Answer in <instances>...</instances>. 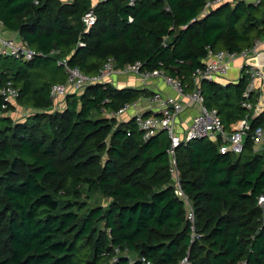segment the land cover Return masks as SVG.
<instances>
[{"label": "trees", "instance_id": "trees-1", "mask_svg": "<svg viewBox=\"0 0 264 264\" xmlns=\"http://www.w3.org/2000/svg\"><path fill=\"white\" fill-rule=\"evenodd\" d=\"M206 1L0 0L3 26L43 53L32 60L0 53V87L15 86L19 103L33 110L15 121L7 114L14 104L3 108L0 97V264H179L185 257L264 264V150L256 152L250 137L240 154L222 153L209 137L176 147L196 215L193 237L188 206L175 192L168 132L145 138L134 117L109 115L152 91L103 81L69 93L62 110L50 98L67 67L94 77L108 59L118 68L140 61L143 70L162 69L191 91L209 49L239 52L264 36V0H225L205 11ZM91 8L97 21L86 31ZM241 75L236 84L203 78L200 89L227 130L247 118L252 133L264 127V112L253 117L255 109L243 106L245 99L255 105L257 93L244 96L249 75L243 68Z\"/></svg>", "mask_w": 264, "mask_h": 264}, {"label": "built area", "instance_id": "built-area-1", "mask_svg": "<svg viewBox=\"0 0 264 264\" xmlns=\"http://www.w3.org/2000/svg\"><path fill=\"white\" fill-rule=\"evenodd\" d=\"M225 0H207L205 3V11L210 8L221 4ZM38 2V1H36ZM136 0H129L130 5H135ZM261 0H255L254 3L258 4ZM130 20H133L130 17ZM83 21L85 23L86 31H89L91 27L97 21V15L91 8L84 15ZM4 27L0 20V28ZM1 32V31H0ZM258 42V41H257ZM256 42V44H257ZM256 49V45L252 48L245 49L239 52H229L227 50L213 51L208 50V54L205 57L204 62L206 66L204 69H197L195 72V87L191 91L187 92L186 87L181 78L175 76H169L162 69L143 70L142 63L137 61L135 64H128L123 67H116L112 59H108L100 70L98 76L85 75L78 67H67V78L65 83H55L50 90V98L53 102V109H61L58 102L64 100L69 93H81L86 89L89 84L97 82H103L111 75H123V74H136L144 80V82L154 78H162L167 85H169L178 96H164L159 92H155L153 99L159 102L158 111L160 114L145 115L138 113L134 119L138 129L144 132V137L149 138L155 135L158 131L165 129L169 137L172 140V146L169 149L171 159V172L172 178L175 181V192L178 197H181L188 206V219L193 224L195 222L196 215L194 213L193 205L191 204L189 197L185 194V191L181 184L179 177V170L176 162V147L182 143H186L193 138H210L214 141L220 140L222 153L231 151L235 154H240L245 148L246 138L250 137L254 147H259L264 143V127L259 126L252 133H249V120L243 119L239 124V128L229 131L224 126L221 117L216 109H210L205 106V100L203 93L200 89V81L203 78H209L214 80L225 76L228 72L231 61L238 59L239 57L244 59L243 69L245 73L249 75V84L244 91V96L249 97L252 92L257 88V80L264 78V68L256 66L250 60V54ZM57 51H52L56 53ZM0 53L8 56H12L15 59L32 60L36 55H43L35 49H32L26 42L22 41L19 35L12 37H2L0 35ZM65 62V61H63ZM19 90L12 84H8L0 87V97L4 99L3 108L9 107L11 104H15L18 101ZM125 104L117 112H113L109 115L121 116L126 114L136 104ZM189 104H197L200 112L195 115L190 123L188 129L181 133L177 128L178 117L184 112ZM243 106L249 110H254V105L245 99ZM259 204L264 211V195L260 197ZM193 230V237L197 236L196 230H194V224L191 227ZM145 261V258H143ZM149 264V262H147ZM179 264H189L188 257L182 259ZM246 264V263H243Z\"/></svg>", "mask_w": 264, "mask_h": 264}, {"label": "crops", "instance_id": "crops-1", "mask_svg": "<svg viewBox=\"0 0 264 264\" xmlns=\"http://www.w3.org/2000/svg\"><path fill=\"white\" fill-rule=\"evenodd\" d=\"M232 4L236 3L238 0H227ZM246 1H255V0H246ZM0 35L2 37H12L17 35V33L9 31L5 27L0 28ZM250 60L256 65L264 68V36L258 39L256 44V49L250 54ZM244 59L239 57L238 59L231 61L228 72L225 76L220 78H215L214 80L218 83L223 84H236L240 81L242 75ZM105 81H109L113 83L116 87H132V88H148L153 93L159 92L164 96H178V94L165 83V81L160 77H154L146 82L139 75L136 74H123V75H111L106 78ZM257 88L255 89V93H257V102L255 106V112L253 117H256L259 113L264 112V78H260L257 80ZM159 102L154 100L153 97H142L137 103L134 105L132 109H130L127 113L118 117L120 121L129 120L135 117L138 113L149 115H156L159 113L158 111ZM200 112L199 106L197 104H189L187 108L184 109V112L178 117L177 128L181 133H184L192 119L195 115ZM238 122L232 125L233 129L239 128Z\"/></svg>", "mask_w": 264, "mask_h": 264}, {"label": "rangeland", "instance_id": "rangeland-1", "mask_svg": "<svg viewBox=\"0 0 264 264\" xmlns=\"http://www.w3.org/2000/svg\"><path fill=\"white\" fill-rule=\"evenodd\" d=\"M96 1V0H95ZM250 2V1H248ZM253 3L255 1H252ZM59 104H57L58 106H60V110H62L65 106H66V98L60 102H58ZM14 110H10L9 112H7L8 115L12 116L13 119L15 121H19V120H26L33 112L32 109L23 106L22 104L19 103V101H17L14 104ZM126 114H128L126 112ZM124 115V114H123ZM116 117H121V116H116ZM119 119V118H118ZM256 152H259V150H264V143L262 145H259V147L254 148ZM99 196V197H98ZM95 197V201L96 202H101L102 204H107L108 199H104L103 197H101L100 195H98ZM92 203V201L90 202Z\"/></svg>", "mask_w": 264, "mask_h": 264}, {"label": "water", "instance_id": "water-1", "mask_svg": "<svg viewBox=\"0 0 264 264\" xmlns=\"http://www.w3.org/2000/svg\"><path fill=\"white\" fill-rule=\"evenodd\" d=\"M164 131H166L165 129H163Z\"/></svg>", "mask_w": 264, "mask_h": 264}]
</instances>
